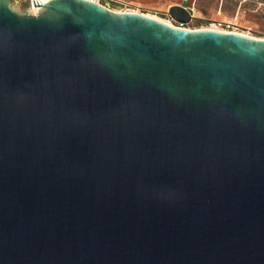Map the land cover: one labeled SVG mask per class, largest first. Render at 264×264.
<instances>
[{
    "label": "water",
    "instance_id": "obj_1",
    "mask_svg": "<svg viewBox=\"0 0 264 264\" xmlns=\"http://www.w3.org/2000/svg\"><path fill=\"white\" fill-rule=\"evenodd\" d=\"M14 3L0 0V264H264V38Z\"/></svg>",
    "mask_w": 264,
    "mask_h": 264
},
{
    "label": "rangeland",
    "instance_id": "obj_2",
    "mask_svg": "<svg viewBox=\"0 0 264 264\" xmlns=\"http://www.w3.org/2000/svg\"><path fill=\"white\" fill-rule=\"evenodd\" d=\"M139 12L174 26L187 29H214L247 36L264 38V0H191L181 4L180 0H139ZM190 5L193 8V20L179 25L168 14L172 5ZM115 11L122 6L110 4ZM12 9L23 14L29 9L27 0L15 2ZM31 12V11H30Z\"/></svg>",
    "mask_w": 264,
    "mask_h": 264
},
{
    "label": "built area",
    "instance_id": "obj_3",
    "mask_svg": "<svg viewBox=\"0 0 264 264\" xmlns=\"http://www.w3.org/2000/svg\"><path fill=\"white\" fill-rule=\"evenodd\" d=\"M28 1V3H29V8H33V9H36L37 10V12H35V13H33V14H38L39 13V10L41 9V6L43 5V4H46V3H48V2H50L51 0H27ZM90 1H92V2H97V3H99V4H101V5H103V6H105V7H107V8H109V9H112L111 7H110V4H117V5H119L117 2H116V0H90ZM180 2H181V4H183V3H190L191 2V0H180ZM120 6H122L121 8V10L120 11H124V12H134V13H141V12H139V6L137 5V4H123V5H120ZM183 6H185V5H183ZM191 13H192V15H193V8L192 7H190V5H186L185 6ZM112 10H114V9H112ZM142 14H144V13H142ZM179 25H181L182 26V24H180L179 23Z\"/></svg>",
    "mask_w": 264,
    "mask_h": 264
},
{
    "label": "crops",
    "instance_id": "obj_4",
    "mask_svg": "<svg viewBox=\"0 0 264 264\" xmlns=\"http://www.w3.org/2000/svg\"><path fill=\"white\" fill-rule=\"evenodd\" d=\"M137 1L139 0H116V2L119 4V5H123V4H137ZM138 5V4H137Z\"/></svg>",
    "mask_w": 264,
    "mask_h": 264
},
{
    "label": "bare ground",
    "instance_id": "obj_5",
    "mask_svg": "<svg viewBox=\"0 0 264 264\" xmlns=\"http://www.w3.org/2000/svg\"><path fill=\"white\" fill-rule=\"evenodd\" d=\"M17 1H19V0H15V2H17ZM29 10L31 11V13H35V12H37V10H36V9H33V8H29ZM147 16H149V15H147ZM150 17H152V16H150ZM152 18H155V17H152ZM155 19H158V18H155ZM158 20H160V19H158ZM161 21H163V20H161ZM164 22H165V21H164ZM166 23H168V24L174 26V25L171 24L170 22H166ZM237 34H238V33H237ZM245 36H247V35H245Z\"/></svg>",
    "mask_w": 264,
    "mask_h": 264
}]
</instances>
